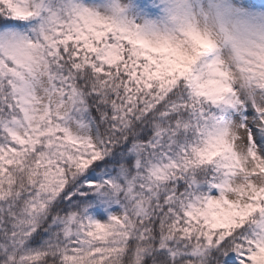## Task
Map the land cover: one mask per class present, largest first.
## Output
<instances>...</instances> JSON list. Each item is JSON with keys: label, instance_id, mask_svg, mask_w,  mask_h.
<instances>
[{"label": "snow or ice", "instance_id": "snow-or-ice-1", "mask_svg": "<svg viewBox=\"0 0 264 264\" xmlns=\"http://www.w3.org/2000/svg\"><path fill=\"white\" fill-rule=\"evenodd\" d=\"M0 264H264V0H0Z\"/></svg>", "mask_w": 264, "mask_h": 264}]
</instances>
